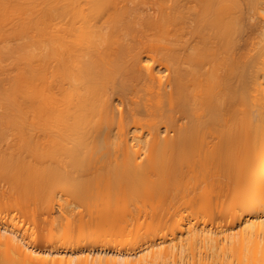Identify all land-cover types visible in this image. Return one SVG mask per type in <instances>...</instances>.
Listing matches in <instances>:
<instances>
[{"label": "bare ground", "instance_id": "6f19581e", "mask_svg": "<svg viewBox=\"0 0 264 264\" xmlns=\"http://www.w3.org/2000/svg\"><path fill=\"white\" fill-rule=\"evenodd\" d=\"M238 12L239 0H0V93L35 95L72 144L62 153L115 158L118 182L157 199L171 189L150 228L201 212L139 251H41L0 226V264H264V55L240 62ZM248 98L255 129L226 128L253 122Z\"/></svg>", "mask_w": 264, "mask_h": 264}, {"label": "rangeland", "instance_id": "374dc122", "mask_svg": "<svg viewBox=\"0 0 264 264\" xmlns=\"http://www.w3.org/2000/svg\"><path fill=\"white\" fill-rule=\"evenodd\" d=\"M246 2L239 0L241 32L235 52L240 62L247 59L257 63L264 55V0L254 9ZM36 100L31 94L0 93V117L4 116L0 122V148L6 155L2 161L7 163V166L0 163V226L18 230L25 242L41 251L77 245L91 250L139 251L152 238L169 234L176 219L188 214L201 215L200 204H195L181 208L176 215L166 213L160 216L161 221L151 218L154 228L147 226L153 206L163 209L170 205L171 189L161 190L158 200L154 193L150 196L143 189L128 187L125 181L118 182L117 174L109 173L115 170V158H97L100 153L92 157L63 154V147L72 144L54 137V126L47 120L48 115L43 114L45 105ZM258 110V101L253 103L248 98L247 112L253 122H236L225 127L242 132L255 129ZM242 138L232 141L235 144ZM99 146L103 151L104 144ZM195 168L199 170L198 166ZM46 169H55L57 176H46L43 173ZM209 189L211 185L205 188ZM173 202L180 204L182 199ZM104 219L108 221L105 226H110L101 230ZM144 219L145 225L140 223ZM124 220L130 226L124 232L118 231L117 223ZM80 221L90 224L80 226ZM139 223L146 227L135 234ZM131 227L135 229L132 231ZM147 227L151 231L146 232Z\"/></svg>", "mask_w": 264, "mask_h": 264}]
</instances>
